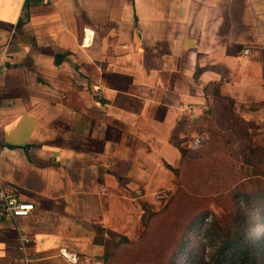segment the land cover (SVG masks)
I'll use <instances>...</instances> for the list:
<instances>
[{
	"label": "crops",
	"instance_id": "obj_1",
	"mask_svg": "<svg viewBox=\"0 0 264 264\" xmlns=\"http://www.w3.org/2000/svg\"><path fill=\"white\" fill-rule=\"evenodd\" d=\"M25 3L0 0V187L34 210L0 216V264H109L218 103L264 152V0Z\"/></svg>",
	"mask_w": 264,
	"mask_h": 264
},
{
	"label": "trees",
	"instance_id": "obj_2",
	"mask_svg": "<svg viewBox=\"0 0 264 264\" xmlns=\"http://www.w3.org/2000/svg\"><path fill=\"white\" fill-rule=\"evenodd\" d=\"M30 3L31 0H26L25 6L28 7ZM227 115H230L232 119H225ZM207 133L208 139L195 151L179 147L183 158L182 170L177 171L181 184L174 193L169 195L162 209L165 211L172 205H177L182 207L181 212L182 210L184 212L187 211L186 207H194L187 203L190 201L198 202L199 206L196 207H208L207 198H210L212 193L210 188L214 187L234 189L230 198L235 211L230 213V218L226 220L224 226L216 224L217 218L214 217L210 224L213 228L208 226L204 230L211 245V254L207 255L208 258L198 257V251L191 249L190 238L185 235L186 232L196 233L198 231V225H201L202 220L196 221L208 216L205 211L191 221L186 232L169 231L170 226L166 227L164 232L159 234L161 239L155 242L152 259L163 264V261L165 262L170 257L168 264H176L175 258L178 259L179 255H185L190 264H264V236L257 232L264 233V223L248 220V215L252 218L254 215L264 216V167H260L264 164V152L251 147L245 126L239 118L233 115L229 103H218L217 107L209 111ZM235 162H241L240 170H235L231 177H225L222 167L227 164L233 165ZM208 168L211 172H208ZM193 169H198L201 173L194 177ZM247 170H250V173L247 174ZM227 180L229 183H226ZM192 184H194V189ZM243 207L248 208L249 214ZM160 211L150 208L144 210L142 223L145 232ZM189 215L190 213L186 217ZM211 229L213 230L208 233ZM178 231L181 233L179 241ZM110 235L111 245L108 248L106 246L104 261L109 264H134L128 261L123 251L131 242L124 237H120L116 242L115 239L118 236L113 233ZM203 239L205 240L204 236ZM121 245L124 247L120 249Z\"/></svg>",
	"mask_w": 264,
	"mask_h": 264
},
{
	"label": "rangeland",
	"instance_id": "obj_3",
	"mask_svg": "<svg viewBox=\"0 0 264 264\" xmlns=\"http://www.w3.org/2000/svg\"><path fill=\"white\" fill-rule=\"evenodd\" d=\"M225 119L229 120V119H232V117H230V115H227ZM230 122L232 121L230 120ZM207 137H208V133H205L203 138L206 140ZM200 147L192 148L191 151H195L196 149ZM240 164L241 162H235L233 165L227 164L225 167H222L223 168L222 171H224V176L225 177L233 176V173L235 170L237 171L240 170V166H239ZM260 167L263 168L264 164L260 165ZM208 172H211L209 168H208ZM199 173H201V171L198 169L192 170V175L194 177L198 176ZM246 173L247 174L250 173V170H247ZM226 183H229V180H227ZM247 184L249 185L250 183H247ZM192 188L193 189L195 188L194 184H192ZM210 190L212 193L210 195V198H207L208 201L206 202V205L208 207H201V206L196 207V206H199V203L198 202L194 203L193 201H190L187 203H190V205L194 207H190V206L186 207L187 211H184V212L183 210L181 212L182 207H178L177 205L175 206L172 205V207H170L168 210H165V211L162 209L163 207H157L158 208L157 211L161 210L162 212L160 211L159 215L154 218L151 226L147 229V231L146 232L143 231V233H141L142 235H140L136 241H133L127 244L126 249L125 250L123 249L124 254L126 253L125 255L128 257V261H132L134 264H159L158 260L152 259L154 255V251H155L154 250L155 242L156 241L158 242L161 239L159 237L160 236L159 234L162 231L164 232L165 228L166 227L168 228L169 226H170L169 231L180 230L182 232H186L187 226L191 224V221L195 220V218L199 214L205 213V211H207L206 213H208V216L196 221L198 222L202 220L201 225L200 226L198 225L199 227L198 231L196 233L186 232L185 235L190 238L189 244H190L191 249L194 248L196 251H198V257H202L203 259H206L207 255L211 254L210 252L211 245L209 244V240L205 236L206 231L204 230L207 229L208 226H211L210 224H211V221L213 222L212 218L214 217L217 218L216 224H219V225L221 224V226H224L226 220L230 218L229 216L230 213L232 214L235 211L234 210L235 208L231 205V198H230V194L233 192L234 189L231 190V188L223 189V188L211 187ZM194 198L197 199V197H194ZM244 209H246V211L249 214L248 208H244ZM189 213L190 215L186 217ZM248 220L252 222L261 221L264 223V216L258 217L254 215V217L252 218L251 216L248 215ZM214 224H215V221H214ZM178 226H179V229H177ZM212 230L213 229H211L208 233H210ZM257 232L260 233V235L264 236V233L260 231H257ZM180 235L181 233L179 232L178 241L180 239ZM203 236L205 237V240L203 239ZM169 259L170 257L168 258V260ZM168 260H166L165 262L163 261V264L164 263L168 264ZM175 262L176 264H190L188 262V258H186L185 255H179L178 259L175 258Z\"/></svg>",
	"mask_w": 264,
	"mask_h": 264
},
{
	"label": "built area",
	"instance_id": "obj_4",
	"mask_svg": "<svg viewBox=\"0 0 264 264\" xmlns=\"http://www.w3.org/2000/svg\"><path fill=\"white\" fill-rule=\"evenodd\" d=\"M243 54H247L248 50L245 49ZM2 70H5V66H1ZM203 136H197L191 139V147H200L204 142ZM34 210V205L31 203L19 202L12 194L7 193L3 187H0V216L6 218H20L26 217ZM20 240L22 242L21 248L30 242L25 230L18 228Z\"/></svg>",
	"mask_w": 264,
	"mask_h": 264
}]
</instances>
